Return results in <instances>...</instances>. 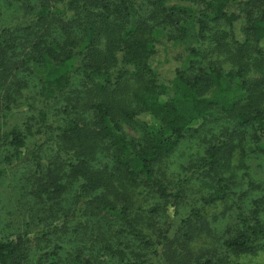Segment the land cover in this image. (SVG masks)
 <instances>
[{"label":"trees","instance_id":"trees-1","mask_svg":"<svg viewBox=\"0 0 264 264\" xmlns=\"http://www.w3.org/2000/svg\"><path fill=\"white\" fill-rule=\"evenodd\" d=\"M10 5L19 7L21 18L0 29V115L25 104L35 111L37 132L69 159L78 183L63 223L87 209L102 217L114 215L129 234L152 247L128 216L129 198L119 202L117 187L154 189L164 202L150 211L168 206L177 195L155 178L157 164L200 135L205 125L227 122L220 135L212 136L216 141L209 139L197 166L208 165L206 171L214 172L216 189L183 219L191 237L195 223L188 220L206 221L223 195L224 179L217 169L228 166L235 149L243 150L248 128L254 135L251 150L264 156V80L250 75L255 67L264 69V0H11ZM160 38L188 43L169 84L160 81L151 64ZM76 75L78 87L71 93ZM34 98L41 107L33 106ZM58 99L64 102L55 113L59 119H50ZM122 122L140 125L142 137L128 136ZM0 140L12 147L16 163L41 167L20 129L0 125ZM102 146L107 152L103 161L96 152ZM4 174L0 167V177ZM59 180L53 174L48 183L38 184L43 206L48 204L43 192L51 187L55 193L65 191ZM251 217L252 222L241 216V229L222 242L227 251L246 254L264 244V225L256 214ZM52 230L32 235L41 241ZM29 234L0 238V264L141 262L122 245L106 241L91 257L69 252L61 262L60 245L32 250Z\"/></svg>","mask_w":264,"mask_h":264},{"label":"rangeland","instance_id":"rangeland-1","mask_svg":"<svg viewBox=\"0 0 264 264\" xmlns=\"http://www.w3.org/2000/svg\"><path fill=\"white\" fill-rule=\"evenodd\" d=\"M0 1V29L2 26L19 23V7L11 6V0ZM239 25L240 22L235 24L236 31ZM187 44L186 41L175 42L163 38L156 43L151 64L160 81L169 84L175 69L181 64ZM253 69L255 72L250 75L264 80V69ZM76 76L69 88L71 93L78 87V75ZM24 86L23 91H29L33 82ZM31 103L37 108L42 106L36 98ZM60 103H64L62 99H58L50 107V119H59L55 113L62 105ZM223 124L230 123L205 125L200 135L182 143L157 164L155 178L170 193L177 195L168 202V206L150 211L153 205L157 208L164 202L154 189L145 186H127L124 189L117 187V191L122 192L119 202L122 203L123 196L129 198L128 216L140 230L141 236L151 242L152 247H145L128 233V227L114 215L107 214L102 217L87 209V213L81 211L78 216L62 222L63 215L73 207L71 203L78 179L70 172L66 155L58 152L52 142L45 141L44 136L37 132L35 111L26 108L25 104L14 105L0 115V125L3 130L12 127L21 130L27 146L35 148L34 153L38 154L41 167L37 168L32 161L16 163V153L12 147L0 140V167L5 169V174L0 177V238L5 240L6 237L28 231L32 237L29 244L32 250L60 245L58 252L61 262L66 261L69 252L73 254L79 251L82 256L91 257V253L95 255L94 249L106 241L112 246L122 245L131 259L141 261L139 264H264V244L246 254L231 253L222 245L225 239L241 229V216L252 222L251 216L256 214L264 225V156L251 150L254 147L251 142V137L254 136L251 128L245 132L248 141L243 150L240 152L235 149L228 166L222 170L217 169L221 171L225 189L210 210L207 222L189 219L188 221L195 223L191 237L183 222L191 210L201 207L202 197L210 195L216 189V179L211 178L214 172L206 171L208 165L200 168L197 166L203 161L204 149L209 139L211 143L216 141L211 140L212 136L222 133ZM122 127L130 137L140 138L143 135V129L137 123L122 122ZM104 149L102 146L100 151H96L99 153L97 158L102 161L107 157ZM96 163L93 159L90 167L96 168ZM53 174L60 175L61 180L58 183L66 185V189L55 193L54 187H51V192H43V198L48 199V204L43 206L38 198L42 191L38 184L41 181L48 183ZM50 207L56 211V216L49 211ZM96 224H99L97 229ZM49 227L53 230L44 240L38 241L33 237L32 234H38Z\"/></svg>","mask_w":264,"mask_h":264}]
</instances>
